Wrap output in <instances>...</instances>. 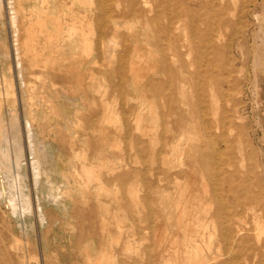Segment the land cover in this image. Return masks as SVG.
<instances>
[{"label":"rangeland","instance_id":"374dc122","mask_svg":"<svg viewBox=\"0 0 264 264\" xmlns=\"http://www.w3.org/2000/svg\"><path fill=\"white\" fill-rule=\"evenodd\" d=\"M147 1L136 13H129L126 0L109 4L125 17L115 32L97 0H15L21 34L31 42L24 60L38 61L37 75L87 97L80 112L64 103L76 132L68 134L53 121L42 137L36 134L54 160L51 179L62 183V172L68 179L64 207L44 202L47 225L37 223L34 209V198L46 195L45 184L33 195L30 177L26 187H17L18 177L6 175L0 162V192L13 185L27 194L28 188L31 200L30 214L17 217L0 203V264H200L217 252L227 260L219 220H212L220 204L212 201L209 163L202 165V156L211 130L217 151L230 152L219 158L223 170L252 171L264 193V0ZM9 2L0 0V91L5 94L11 83L22 117ZM73 22L83 37L70 34ZM118 57L122 83L115 73ZM137 68L145 77L133 81L130 70ZM37 81L40 95L48 80ZM2 100L7 112L12 96ZM52 110L56 119V104ZM138 142L145 150L140 156ZM260 225L256 231V222L246 218L249 240L235 249V264H246L248 249L264 254Z\"/></svg>","mask_w":264,"mask_h":264},{"label":"bare ground","instance_id":"6f19581e","mask_svg":"<svg viewBox=\"0 0 264 264\" xmlns=\"http://www.w3.org/2000/svg\"><path fill=\"white\" fill-rule=\"evenodd\" d=\"M8 2H9V0H8ZM120 2H121V0H108V1L107 0H97V3H96L98 10H99L98 11L99 14L105 18L110 17V20L109 19L108 20L111 22L113 31H115V32L118 28H120L122 26V22L119 21V18L124 17V15H123V11L119 14L116 11L113 13L112 12L113 9H111L112 7L109 8V4L114 3L116 5H119ZM126 2L128 4L127 7L130 11L129 13H136L138 11H141V9L139 8L140 4H142L144 7H147L149 5L147 0H126ZM7 5L11 11L10 21L12 23V32H13V36H14V38H13L14 42L13 43H14V62H15V70H16V79H17L18 85L20 86V89H21L22 97L20 98V104H23V108H24L23 110L24 111H23L22 117H20V114H19L20 109L17 108V105H15V101L13 100L14 98H13L12 85L9 82V85L7 86V89L5 90V94L1 93V91H0V162H2V164H4L5 168L7 169L6 175L9 176V174L14 173L11 175H13V176L15 175V178L18 177L17 183H15L17 187H20L22 185H24V187H26L27 181H28L27 178L30 177V179H31L30 180V182H31L30 191L32 189L33 195L35 193H37L36 191L39 190L38 185L39 184L41 185V182H43L45 184L46 195H44L42 198H39V197L34 198V201H35L34 209H35V213H36L37 223L44 227L45 225L48 224V221H47L48 217H47V213H46V206L47 205L44 202L51 203L54 205H56V204L58 205L61 202V204L64 207L62 200H64V198L67 196L69 189L66 185L68 179H67V175H65V173L62 172V174H61V176L64 180L62 183L54 182L55 180L53 181L51 179V171H52L51 167L54 164L53 163L54 160L52 161V159H50V157H49V154H48V151L46 148L47 144L44 143L43 141H42L43 143L40 142L38 140L37 135H40V134L42 135L44 132L43 130L45 129L46 125L50 124V126H51V123L53 121H55V122L57 121L58 127H60L61 130L67 132L68 134L69 133L73 134L74 132H76V127H77L76 124L77 123H74L75 116L73 117L70 115L69 116L66 115V111L64 110L65 109L64 103H65V101L70 103L71 105L74 106L75 110H79V112H80V109L81 110L85 109L84 101H86L87 96L85 97V95H84L85 91H83V92L75 91V90L70 91L68 88L67 89L64 88L63 85L58 86L54 81L48 79V77L39 76L35 73V71L33 70L34 69L33 65H36L38 63V61L36 60L37 63H35L32 60H29V61L24 60L25 57L28 56L29 52H31V51H29L31 48V42H30V40H28L29 36L26 37V39H25L21 34L22 32L20 29V27H21L20 26V21H21L20 19L22 16L20 17V15H22V14H20L21 13L20 10L17 9V7L15 5V0H10V2L7 3ZM96 10H97V8H96ZM24 17H25V15H24ZM77 17H76V19H77ZM155 20H157L156 16L154 17V21ZM57 23H59V22L57 21ZM75 23L76 22H73L71 27H70V34H77V35L79 34L80 35L81 30H79V28L77 29V27L75 26ZM82 23L83 22L80 21V24H79L80 29L82 28ZM54 26L56 27V25H54ZM24 27H25V25H24ZM54 29H56V28H54ZM57 29H58V27H57ZM102 32H103V30H102ZM83 33L86 34L85 32H83ZM81 36L83 37V34ZM86 36H87V34L85 35V37ZM2 45H0V47H2ZM135 46H137V45H135ZM140 47H139V49H140ZM4 49H5L4 55L6 56V59H7V57L9 56V53L5 47H4ZM139 49H138V51H139ZM111 52H110V55L112 56ZM118 54L121 55V53H118ZM110 55H108V56H110ZM111 56L109 58H107L106 62L110 63ZM124 56H125V54H124ZM133 58L134 57H131L133 62H135V60H134L135 58L134 59ZM32 59H34V58H32ZM120 59L121 58L118 59L120 63L118 62L119 65H117L118 68H117V70L115 69L117 71V72L115 71V73H116L117 77L119 78V81L122 83V81L124 80V70L125 69L121 63L122 60H120ZM24 61L28 62V65L31 64V66H29V67L25 66ZM140 63L145 64L144 57L141 58ZM131 65H134V64H130V66ZM137 65H139V64H137ZM137 69L136 70L135 69H133V70L129 69L130 71H132V73L131 72L130 73L132 74L133 81L138 79V78H139L138 80H140V79L142 80L143 77H145V75L140 76V73H141L143 68L138 69V70ZM8 70H10V69H8ZM148 72L149 71H147V73ZM40 77L48 80L47 82H45L46 84H48L47 85L48 88L45 87L44 84L42 85L43 87L40 86L41 89L45 88L46 91L42 89V91H40V95H38L36 92L35 81H37L38 79L40 80ZM192 77H195V74L192 75ZM37 82H39V81H37ZM142 83H143V81H141V84ZM40 85H41V83H40ZM183 85L184 84H182V86ZM35 92L37 95V98H35L36 100H34V97L36 96ZM120 92H121V90H120ZM2 95H5L6 97H7V95L12 96V101L10 102V104H8L7 112H5L3 110L4 109L3 108L4 107V101L2 100ZM89 99H90V97H89ZM52 104H56V106L58 108V116L56 117V119H55V117L54 118L51 117L52 116L51 114L54 113L52 110ZM86 107H87V105H86ZM67 110L71 111V109H67ZM79 112L77 114H79ZM83 112H85V111H83ZM77 114H75V115H77ZM5 117H7V119ZM21 120H22V123L24 126L23 129L20 126ZM43 121H45V122H43ZM49 122H51V123H49ZM136 125H137L136 129L137 130L140 129L139 121L137 122ZM48 127L49 126H47L46 128H48ZM52 128L53 127H51V129ZM21 133H24L25 139H24L23 135H21ZM41 135L39 137H42ZM48 135L49 134H47V136ZM221 135L223 136V133H221ZM81 137L82 136H80V138ZM214 138L215 137L211 134V130H210L209 131V151H206L205 153H203L202 158L205 156L206 161H204V162L202 161V165H207L206 163H209V181L212 184V189L214 191L213 196H212V201L213 202L217 201L220 204L219 205V211L220 212H216L213 215L212 220H214V219L219 220V228H220L219 231L221 232L219 234H221L220 235L221 240L226 245V248H227V250L225 251L227 253L225 254L223 252L227 256V258H226L227 260L225 262H222L219 258L221 254H219L217 252L216 254L209 255V260L203 258L202 261H200V264H235V257H237V256H235L236 254L234 255L235 249L237 247L238 248L242 247L243 245H245V243H248V240H249V236L246 233L249 232L250 230L245 227L246 218L251 216L252 219L256 222V231L260 230V226L263 227V225H260V224L264 223V203H262V199H263L262 194H264V193H263V188H262V185L259 181V178L255 175H253L252 171L240 174L235 169H233L231 172L223 170V168L221 167V164L219 163L220 162L219 158L221 156H227V154L230 152L227 148H225L222 151H217V148L215 147L216 144H215ZM74 139H75V137H74ZM78 139H79V137H78ZM223 139L225 140V138H223ZM47 141H49V140H47ZM137 144L140 146L142 145L141 142H138ZM40 145H42V146L40 147ZM24 146L26 149L25 152L23 150ZM142 146H141V150H139L140 151L139 156H140V154L144 153V151H145L142 148ZM240 153H241V151H240ZM26 154H27V156H26ZM55 154H57V153H55ZM228 156H229V154H228ZM26 157H27V160H26L27 162L25 164ZM182 157H184V156H181V158ZM224 158H226V157H224ZM228 158L229 157H227V159ZM69 161H68V164H69ZM71 161H73V160H71ZM70 165H72V164H70ZM73 165H74V163H73ZM227 166H229V167L232 166L231 161L228 162ZM28 170H29V173H28ZM75 171H76V168H75ZM75 171H74V173H75ZM76 174H77V172H76ZM78 175H77V177H80ZM73 176H74V174H73ZM68 183H71V182H68ZM74 183H76V182H74ZM81 183H82V181L80 182V184ZM79 185L76 184V186H79ZM255 188L260 190V192H255V190H254ZM27 190H28L27 194L21 192L19 190V188H18V191H15L14 186L11 185L8 193L2 192V191L0 192V203L3 204L7 208V210L9 211V214H11L12 216L17 217V215H19L20 212H22L24 215L30 214L29 211H31V200H30L29 189L27 188ZM74 191H76V190H74ZM38 195H39V193H38ZM68 199H69V197H68ZM69 203H70V201H69ZM70 205H71V203H70ZM69 207H71V206H69ZM60 212H59V214H60ZM260 235H258V237H260ZM231 243H235L233 251L230 249ZM222 246H223V244H222ZM190 248L194 253L200 254V255L202 254V253H200L197 244L192 243ZM248 252L249 253L245 254L246 255L245 256V263L246 264H260V260L264 257V254L259 256L257 253L252 252V249H248ZM221 258H222V256H221Z\"/></svg>","mask_w":264,"mask_h":264}]
</instances>
